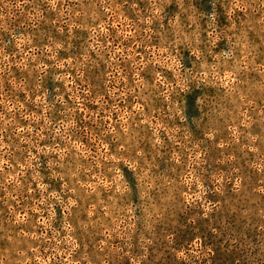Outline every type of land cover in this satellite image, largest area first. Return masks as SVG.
Segmentation results:
<instances>
[{
    "label": "clouds",
    "instance_id": "obj_1",
    "mask_svg": "<svg viewBox=\"0 0 264 264\" xmlns=\"http://www.w3.org/2000/svg\"><path fill=\"white\" fill-rule=\"evenodd\" d=\"M0 264H264V0H0Z\"/></svg>",
    "mask_w": 264,
    "mask_h": 264
}]
</instances>
